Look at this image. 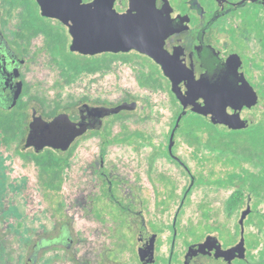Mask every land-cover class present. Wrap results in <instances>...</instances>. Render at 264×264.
I'll return each instance as SVG.
<instances>
[{"label":"rangeland","instance_id":"obj_1","mask_svg":"<svg viewBox=\"0 0 264 264\" xmlns=\"http://www.w3.org/2000/svg\"><path fill=\"white\" fill-rule=\"evenodd\" d=\"M11 1L5 0V4L8 6ZM31 49L30 66L24 69L27 85L23 102L27 104V124L32 120V107L44 117L52 118L56 112L74 108L84 98L118 103L127 97L139 101L138 110L130 114L129 119L138 122L150 138H134L130 144L107 146L104 170L116 182V193L134 211L143 210L149 230L160 231V244L171 246V224L190 184L187 171L166 153L171 125L181 110L174 102L171 89L157 88L145 77L146 87L140 85L139 75L128 68L125 53H120L112 69L101 74L98 80L91 74L79 78L70 73L49 50H40L34 44ZM77 55L63 50L60 56L64 61H70L79 59ZM195 113L189 110L182 118L174 141L175 153L198 179L180 213L178 246H184L188 240L204 238L209 233L222 236L225 245L239 240V220L249 193L252 210L245 220V233L250 243L247 257L262 260L264 126L258 132L254 130L259 129L258 126L252 130L241 129L237 136L241 152L235 155L232 147V150L222 152L208 146L212 137L210 128L194 125ZM243 118L247 121L242 120V126L250 121L264 125V99L244 111ZM217 128L229 140L228 129ZM25 138L18 136L5 143L0 131V264H78L82 246L139 245L141 217L128 212L126 231L118 207L106 199L97 201L108 189L101 176L102 138H83L73 143L69 165L62 172L56 189L50 187L48 174L35 159V154L40 153L34 148L23 149ZM230 174L247 191L244 202L233 211H230L228 201L237 186L212 183V180L218 181ZM259 185L262 186L258 188L260 193L255 189ZM102 203L108 210L117 212L115 221L101 211ZM56 237L61 241L49 244ZM36 246L42 247L37 251L36 260L32 261ZM133 250V257H136Z\"/></svg>","mask_w":264,"mask_h":264},{"label":"flooded vegetation","instance_id":"obj_2","mask_svg":"<svg viewBox=\"0 0 264 264\" xmlns=\"http://www.w3.org/2000/svg\"><path fill=\"white\" fill-rule=\"evenodd\" d=\"M81 1L83 4H89L94 0ZM114 7L119 13H128L131 22L152 25L147 31L151 37H155L157 40V44L153 48L158 50L159 54L165 52L167 56L169 55L176 65L188 75L189 83L193 88L198 87L199 81L205 75L225 69L231 60L233 64L239 65L238 71L245 75L257 91L259 95L258 104L264 99V0H115ZM72 40L73 37L68 25L57 17L43 15L38 0H30L29 2L12 0L8 6L5 4V0H0V109L10 111L24 101V92L27 85L24 69L30 66L28 55L32 50V44L38 45L40 50L53 52L60 65L79 78L91 74L94 79L98 80H100L99 76L101 74L112 69L111 66L116 58L120 57V53H125L124 58L128 62V68H132L139 75L140 85L146 87V81L143 80V77H145L155 87L166 86L172 91V81L165 74L162 64L151 55L137 49L118 53L83 54L70 49ZM63 50H70L73 54L77 53L80 58L64 61L60 56ZM73 62L78 64L76 71ZM20 84L23 85V89L17 105L10 110L4 109L2 106L8 103L9 93ZM172 96L174 102L178 105V110L179 106L181 110L178 111L179 113L177 112L171 125L169 144L172 131L183 110L180 100L173 91ZM121 105L128 107L121 109L119 112L106 113L110 109ZM139 105L138 100L127 97L118 103L84 98L79 100L73 106L74 108L69 107L56 112L52 118L43 116L50 120L59 113H67L73 121L81 122L86 128V131L77 140L96 136L103 139L100 150V167L102 169L101 176L105 178L104 184L108 186V189L107 193L99 196L97 201L106 199L118 207L120 215L123 216L121 222L126 231H128V212L141 217L138 229V246H92L90 248L82 246L78 264H264V259H250L247 257V248L250 243L247 242L246 233L245 255L237 250L226 251L240 242L242 237L241 226L239 240L229 245H225L221 241L222 236H220L222 246H208L200 250L197 246H194L195 251L189 255L191 245L204 241L211 234L209 233L204 238L193 241L188 240L184 246H178L180 234L178 221L193 188L187 193L192 182V175L195 176V174L185 161L175 153L174 145L173 153L169 150V144L166 153L187 171L190 176V184L183 194L171 224L173 232L171 246L160 244V231L158 229L153 227V231L149 230L143 210L134 211L128 205V202H125L116 193V182L110 179L104 170L106 168V148L113 143L130 144L134 138L139 140L150 138L138 122H132L129 119L130 114L136 112ZM34 108L36 107H32L31 117H33ZM190 110L196 112L194 109ZM246 110L250 109L245 107L242 110L241 121H247L246 118H243V113ZM38 114L41 113L38 112ZM194 115L203 116L198 112ZM203 117L205 118V116ZM181 124L182 119L174 135V141L179 134ZM255 125L257 123L250 121L248 125L242 126L241 129L247 130ZM216 126L227 128L229 133L233 131L241 133L242 131L241 129L232 130L221 123L216 124ZM197 181L198 179L195 176L194 185ZM222 181V183H225L224 186H237L230 198L236 195L235 197L240 199L239 205H241L247 191L241 187L237 178L230 174L223 177ZM260 187L262 186L259 185L255 188L258 193H260V189L258 190ZM248 195L246 208L249 204L251 205L252 196L249 193ZM165 198L166 200L169 199L170 195ZM103 204L99 206L102 209L101 211L106 212L115 221L117 212L108 210ZM245 209L242 208L241 215ZM57 241H61V238L51 239L49 244H55ZM40 247L42 246L34 248L32 261L36 260L37 251ZM133 249H135L136 257H133Z\"/></svg>","mask_w":264,"mask_h":264},{"label":"water","instance_id":"obj_3","mask_svg":"<svg viewBox=\"0 0 264 264\" xmlns=\"http://www.w3.org/2000/svg\"><path fill=\"white\" fill-rule=\"evenodd\" d=\"M38 2L43 15L57 17L68 25L73 37L70 45L72 51L97 54L137 49L151 55L162 64L165 74L172 81V91L183 106L171 134L169 144L171 153H173L174 135L180 126V121L190 109L202 114L214 125L221 123L232 130H239L242 128V110L245 107L252 109L258 104L257 91L245 75L238 71L239 65L233 64L231 60L225 69L205 75L199 81L198 87L193 88L189 83L188 75L176 65L172 58L165 52L159 54L158 50L153 48L157 40L147 31L152 25L131 22L128 13L116 11L115 0H94L89 4H83L81 0H38ZM22 89L23 85L20 84L11 91L7 97L8 103L2 107L6 110L14 108L22 94ZM125 107L128 106L121 105L106 113L119 112ZM85 131L86 128L82 123L73 121L67 113H59L48 120L38 114L37 109L34 108L23 149L34 148L36 153H41L46 148L68 151ZM194 183L195 176L192 175V182L187 193ZM251 210L249 204L242 212L239 220L241 240L235 247L227 249V252L237 250L245 255V220ZM194 246L200 250L208 246H222V242L217 235L209 234L204 241L191 245L189 255L195 251Z\"/></svg>","mask_w":264,"mask_h":264},{"label":"trees","instance_id":"obj_4","mask_svg":"<svg viewBox=\"0 0 264 264\" xmlns=\"http://www.w3.org/2000/svg\"><path fill=\"white\" fill-rule=\"evenodd\" d=\"M23 2H29L30 0H19ZM74 63V69L77 70V62ZM86 66V65H85ZM27 104L24 102L20 103L16 108L10 111H4L0 109V131L2 139L5 143H9L13 141L18 136H26L28 132V126L26 119L27 114L25 112ZM194 125L207 127L212 134V137L208 141V146L212 149L218 148L222 152L230 150L231 147L234 148L232 152L235 155H238L241 151L239 150V131H233L231 136L229 135V140L224 132L220 131L216 125L209 123L203 116L194 115ZM258 126L259 129H254L258 132L264 125H255ZM255 126L247 130H252ZM264 129V128H263ZM254 131V133H256ZM248 147V149H250ZM247 150V148H245ZM72 150L68 152L58 153L51 148H46V150L40 154H35V159L38 165L41 166L42 170H44L48 174V184L52 189H56L55 185L61 181V175L64 169L69 165V160L72 156ZM222 178L217 180H212V183H222ZM236 196V195H235ZM235 196L231 197L229 200V209L233 211L237 208L240 203V199Z\"/></svg>","mask_w":264,"mask_h":264}]
</instances>
